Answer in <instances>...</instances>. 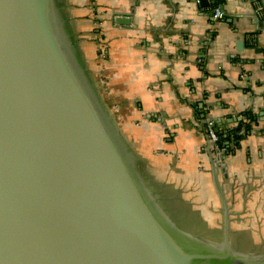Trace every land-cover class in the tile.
Here are the masks:
<instances>
[{"label": "water", "instance_id": "1", "mask_svg": "<svg viewBox=\"0 0 264 264\" xmlns=\"http://www.w3.org/2000/svg\"><path fill=\"white\" fill-rule=\"evenodd\" d=\"M253 119L264 122V111ZM213 175L220 242L181 227L149 184L63 0H0V264H264L232 246V212Z\"/></svg>", "mask_w": 264, "mask_h": 264}, {"label": "crops", "instance_id": "2", "mask_svg": "<svg viewBox=\"0 0 264 264\" xmlns=\"http://www.w3.org/2000/svg\"><path fill=\"white\" fill-rule=\"evenodd\" d=\"M262 2L63 0L107 109L165 203L173 190L195 207L207 198L214 207V169L230 207L240 188L264 189V122L250 117L264 111ZM216 4L219 21L210 14ZM117 14L131 22L118 23ZM208 119L224 133L239 122L253 130L218 154Z\"/></svg>", "mask_w": 264, "mask_h": 264}, {"label": "rangeland", "instance_id": "3", "mask_svg": "<svg viewBox=\"0 0 264 264\" xmlns=\"http://www.w3.org/2000/svg\"><path fill=\"white\" fill-rule=\"evenodd\" d=\"M256 188L247 186L243 192L242 187L234 194L230 207V239L235 249L264 256V189L258 193ZM176 193L173 190L167 191L166 196L171 199L166 205L171 210L169 213L176 216L180 226L203 238L220 242L223 237L224 209L219 194L214 192V207L213 203H209V198L199 205L202 207H195L181 193ZM227 194L230 198L233 195ZM224 195L226 197L225 193Z\"/></svg>", "mask_w": 264, "mask_h": 264}, {"label": "trees", "instance_id": "4", "mask_svg": "<svg viewBox=\"0 0 264 264\" xmlns=\"http://www.w3.org/2000/svg\"><path fill=\"white\" fill-rule=\"evenodd\" d=\"M218 5V4H216ZM215 5V6H216ZM251 117V120H253V117ZM251 122V121H250ZM243 124V125H242ZM242 126H244L245 131L240 133L242 131ZM252 125L248 122L242 123L239 122V125L236 128H230L228 131H226L223 134H220V145L227 148L228 153L233 151L232 144L234 146H239L240 141L245 138L251 131H252Z\"/></svg>", "mask_w": 264, "mask_h": 264}, {"label": "built area", "instance_id": "5", "mask_svg": "<svg viewBox=\"0 0 264 264\" xmlns=\"http://www.w3.org/2000/svg\"><path fill=\"white\" fill-rule=\"evenodd\" d=\"M197 1L199 2L200 0ZM213 10H214L213 13L214 20L217 21L221 20L224 16V10L221 9V6L220 5L214 6ZM205 127H206V132L208 134V138L214 143L216 151L218 150L217 152L219 154L226 152L227 148L220 145V134L215 130L214 120L212 119L206 120Z\"/></svg>", "mask_w": 264, "mask_h": 264}, {"label": "flooded vegetation", "instance_id": "6", "mask_svg": "<svg viewBox=\"0 0 264 264\" xmlns=\"http://www.w3.org/2000/svg\"><path fill=\"white\" fill-rule=\"evenodd\" d=\"M168 207V206H167ZM168 211H170L171 212V210L169 209V207H168ZM175 216V215H174ZM175 219H176V216H175Z\"/></svg>", "mask_w": 264, "mask_h": 264}]
</instances>
